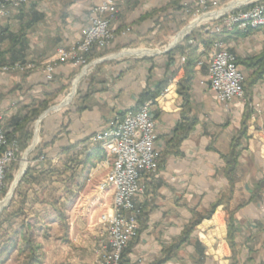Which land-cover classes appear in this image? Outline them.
<instances>
[{
    "label": "crops",
    "instance_id": "obj_1",
    "mask_svg": "<svg viewBox=\"0 0 264 264\" xmlns=\"http://www.w3.org/2000/svg\"><path fill=\"white\" fill-rule=\"evenodd\" d=\"M174 1L116 0L120 13L118 21L113 23L114 39L105 49H92L91 65L94 68L91 72L83 76L82 70L77 75L80 68L58 63L52 80L47 79L39 68L56 56L60 46H72L83 40L91 24L92 10L102 0H30L27 5L14 9L9 17L0 20V66L33 64L36 69L0 73L3 128L10 133L16 122L31 115L41 103L51 104L65 89L64 85L72 82L76 75L73 87L83 79L73 105L44 122L42 148L36 153L39 159L32 162L35 167H46L47 164L59 167L66 161V155H63L65 148L78 145L72 154H82L81 159H84L86 151L102 145L91 141L94 135L106 130L112 120L121 118L127 110L143 106L139 105V99L145 90L154 91L158 85L168 81L169 85L156 100L145 103H150V112L157 123L156 146L162 159L160 157L157 174L143 177L145 193L134 199L137 207H146L147 218L142 219V224L139 221L142 229L128 255V264H154L181 238L193 211L204 213L228 190L229 181L224 174L225 157L232 151V141L239 134L248 107L251 117L247 122V137L237 149L240 153L237 184L230 210H235L239 264H264V78L251 92L250 103L259 105L261 110L255 113L247 100L221 102L207 82V64L198 65L192 82L190 111L198 124L181 147L183 155L165 157L167 142L182 114L183 99L177 91L178 83L185 75L184 68L178 66L182 53H169L178 44L172 49L169 45L166 50H155L154 53L145 50L147 53H139L142 56L121 58L132 42L136 47L162 48L172 38V33L184 31L196 0H180L181 6L186 4L183 10L178 9ZM229 1L232 0H219V4L225 5ZM160 23L170 33L159 31ZM191 27L196 26L191 24ZM127 29L130 32L125 35ZM190 29L174 40L187 37L186 33L195 28ZM158 39L163 42L155 44ZM219 39L236 59L244 60L264 53V28L247 34L225 32ZM183 41L179 45L183 46ZM131 53L134 52L127 54ZM241 70L245 77L251 72L244 67ZM72 96L61 105L67 107ZM254 113L255 118L252 119ZM40 122L38 119L33 124V136ZM45 144L48 145L45 147ZM107 160L91 171L83 189L85 193L79 198L83 205L90 201L97 208L90 217L92 221L97 213L112 205V193L102 196L96 190L106 175ZM76 181L80 183L81 179ZM83 207H74L73 214H70L71 223L66 227L62 222L37 227L36 237L45 231L52 233L57 227L63 231L57 238L70 244V236L79 231L77 227L81 219L78 217L84 215ZM228 216L223 206L218 207L165 264H233L228 241ZM95 241L96 237L90 241L89 249H94ZM73 261L79 263L80 258L74 257Z\"/></svg>",
    "mask_w": 264,
    "mask_h": 264
},
{
    "label": "built area",
    "instance_id": "obj_2",
    "mask_svg": "<svg viewBox=\"0 0 264 264\" xmlns=\"http://www.w3.org/2000/svg\"><path fill=\"white\" fill-rule=\"evenodd\" d=\"M29 2L30 0H0V20L9 17L14 9ZM218 5L219 0L195 1V7L202 8L203 14L217 12L214 10ZM92 13L91 24L85 31L83 40L72 46H60L56 56L39 68L47 79H53L58 63L88 68L90 62L86 55L94 47L105 49L114 39L113 23L118 21L120 13L116 0H102L93 8ZM104 15L107 17H103ZM260 28H264V1L253 0L216 16L204 30L220 36L231 31L247 34ZM128 32L130 29L124 34ZM195 44L193 39L188 42V45ZM199 52L205 53V57L200 59L198 65L207 64V82L210 89L217 93L218 99L221 102L247 100L243 88L245 74L237 64L236 57L226 49L224 42L221 39L215 40L207 52L205 47L200 45ZM188 54L187 49L180 55V69L184 68ZM27 69H36V66L14 63L0 66V73L23 72ZM149 105L150 103H147L139 109L127 110L121 118L112 120L106 130L91 138L92 142L102 144L108 158L106 165L109 170L96 190L102 196L108 193L113 196L112 206L99 218V223L103 226L102 236L107 238L101 243L102 248L97 254L95 264H120L124 252L140 229V208L136 206L134 199L145 193L143 177L158 173L161 157V151L156 146L157 123ZM249 105L255 113L261 112L259 105ZM255 113L252 119L255 118ZM18 157V141L14 139L11 143L8 142L0 115V188H5L6 169L17 162Z\"/></svg>",
    "mask_w": 264,
    "mask_h": 264
},
{
    "label": "trees",
    "instance_id": "obj_3",
    "mask_svg": "<svg viewBox=\"0 0 264 264\" xmlns=\"http://www.w3.org/2000/svg\"><path fill=\"white\" fill-rule=\"evenodd\" d=\"M264 1V0H263ZM180 0H175L173 4L180 10L186 9L184 6L180 5ZM204 10L199 7H195L190 10L189 16H193L195 14H201ZM184 25V24H183ZM181 25L180 28L183 26ZM159 31L164 33H170V30L162 23L158 25ZM195 40V45H188L189 40ZM219 39V35L206 32L204 28H195L183 41V46L178 45L169 53H173L176 51H181L183 54L185 50H189V54L187 55V61L184 65L185 75L179 81L177 91L179 95L183 99L182 104V114L181 119L175 129L172 132L171 139L167 142L166 150L163 156L173 155L175 157H181L183 152L181 147L183 143L189 138L191 132L198 124V120L195 117L190 115L191 111V90H192V82L195 77L196 68L200 59L205 55V53L199 52V46L202 45L205 47L206 52L211 49L215 40ZM163 42L162 40L155 41V44ZM130 47L135 46V43L132 42L129 44ZM88 62H91L93 59L92 51L86 55ZM237 64L240 68L244 67L247 70H251L250 74L246 77L243 82V88L245 91L246 99L248 103H250L251 92L255 85H257L264 78V53L255 56L253 58H248L244 60L237 59ZM168 81L161 83L158 85L154 91L149 89L145 90L143 94L140 96L139 105H143L148 101H154L158 98L163 91L168 86ZM247 103V104H248ZM50 108L49 102H43L39 105V107L31 114L25 116L23 119L19 120L15 123L14 129L10 133H6L8 142L11 143L12 140L16 139L19 144V154L24 153L27 148L30 146V143L33 138V124L39 119V117ZM247 113L245 115L244 121L242 123V127L239 131V134L233 139L231 148V153L225 157L226 167L224 169L225 177L229 181V188L226 192L222 193L219 198L210 205V207L204 213H200L196 210L193 211V217L189 221V223L185 226L181 238L174 243L172 246L167 248L164 251V256L154 264H165L167 263L180 249L186 244L193 235L196 228L205 220L210 219L212 215L215 213L218 207L223 206L225 211L228 212V241L233 253V264H239V250L238 245L235 242L236 232H235V210H230V203L233 199V195L235 192L236 184H237V171L239 164V156L240 153L237 149L241 145V141L247 137V122L251 117V112L247 107ZM52 143V142H51ZM48 144H45V147ZM42 143L36 147L35 153L42 147ZM78 147V145H73L71 147L65 148L63 150V155H66V161L63 163L62 171H59L58 176L65 180V186H63V190H65V198L68 203L72 202L71 198H74L78 195L79 192L83 191L85 187V183L88 179L89 174L92 170L97 168L98 164L102 163L107 158L106 150L102 147V145L93 146L90 150L86 151L87 154L84 156V159H81L82 154H72V152ZM39 156H36L38 159ZM162 159V155H161ZM159 159V161L161 160ZM82 166V168H80ZM16 164H11L5 172V188H0V198H4L7 190L9 188L10 182L14 178V171L16 170ZM57 167L49 166L48 170H37L35 166L30 165L27 168L25 175L21 178L18 183L14 196L9 202L8 206L4 208L2 217L0 219V264H4L5 260L4 256H9V254L17 251L20 255L25 256L24 264H43L44 262V254H43V245L40 242H37L36 232L38 228L25 219L26 211L28 209L30 191L33 188V185L38 183L40 184V175L42 174H51L56 173ZM60 169V168H59ZM79 170V171H78ZM79 173V174H78ZM81 179V182L78 183L76 179ZM68 183V184H67ZM77 186V189L74 188ZM67 195V196H66ZM41 203H49L52 206L54 211H58V218L66 227L65 223L67 220V216L65 212L59 207L58 199L54 202H50V200H36ZM19 202V203H18ZM146 207L140 208V216L139 221L141 224L143 223L142 219L147 218ZM23 217L22 222L19 227L14 229L11 234L8 232H4L3 226L5 223L9 221H13L16 219H20ZM142 229V228H141ZM141 229L137 232L136 237L130 243L129 247L123 254L122 260L120 264H128V255L131 252L132 247L134 246L135 241L138 239ZM46 238L50 237V234H45ZM4 241V242H3Z\"/></svg>",
    "mask_w": 264,
    "mask_h": 264
},
{
    "label": "rangeland",
    "instance_id": "obj_4",
    "mask_svg": "<svg viewBox=\"0 0 264 264\" xmlns=\"http://www.w3.org/2000/svg\"><path fill=\"white\" fill-rule=\"evenodd\" d=\"M238 1L242 2L241 4H244V3L251 2L253 0H238ZM233 2H236V1H233V0L229 1L228 4H225V5L219 4L218 8H216V10H214V11L219 12L222 9L228 7ZM210 13H214V12H210ZM202 15H204V14L201 13V14H195V15L191 16L188 20V24L186 25V27L190 26L196 18H198L199 16H202ZM213 19L212 18L208 19L207 21L201 23L200 25H198L194 28H201V27L204 28L206 25H209ZM189 28H186L179 35L184 34V32L186 30H189ZM178 33H179V30L172 33V38L162 48L151 47L148 45L138 46V47H136V46L129 47L128 46L127 48H125L124 51L121 50L119 53H122V51L124 53L134 52L133 54L132 53L131 54L126 53L125 56L121 57V58L126 59L128 57H132V56H136V55L142 56V54H139L137 51L147 50V51H150V53H152V52L154 53L155 50H160V49L166 50L169 47V45H171L170 43H172V41L178 37V35H177ZM190 33L189 32H188V34L186 33L187 36ZM185 37L186 36L182 37L181 40H178V42L181 41L180 43H182V39H184ZM178 45H179V43H178ZM148 55H150V54H148ZM148 55H146V56H148ZM92 62L93 61L90 62V66L86 69L85 74L83 76H86L87 73L91 72V70L94 68V66L91 65ZM78 68H80V69H79V72L77 73V75H79L82 72L84 67H78ZM77 75L72 79V82L68 83L67 85H64L65 89L61 92L60 96H58L56 99L53 100V102L50 104L49 109L60 106L66 98H68L71 94H73V96H72L69 104L67 105V107L64 106V107L59 108L57 110H51L46 115V117L37 125L36 130H35V135L33 136V139H32L30 146L32 145V143L36 137V133H38L39 139H38L37 144L35 145V148L29 153L26 160L24 159V154L26 151L24 153H22L21 155L19 154L18 161L14 163L17 166L16 170L14 171V178L9 184V188L7 190L5 197L0 198V202L2 200L6 199L8 194L10 193V190H11V187L14 183V180L19 175V173L21 171L22 163L23 162L26 163L25 169L27 171V168L30 165H32V162L36 161L37 155L35 153V149L42 142L41 137H42V130H43L44 122L46 120H50L52 116H56L57 114L63 112L65 109L69 108L71 105H73L74 101L78 97V95L80 93V88H81L83 79H81L76 84V86L73 87V81L77 77ZM43 159L44 158H42L41 160H43ZM49 166L50 165L47 164L46 167H36V168H37V170H41V171L46 170L47 171ZM62 166H63L62 164H59V167H57L56 170L52 169V170L56 171L55 174L51 173V174L40 175V177H39L40 178V184L36 183L33 185V188L30 191V197H29L30 199H29L28 209L26 211V216H25L26 218L25 219H27L28 221L33 223L36 227H39V226H41V227L46 226L47 227L48 224H52V226H53V224H55V223H58V224L61 223V221L58 218V211H54V209H52L51 204L41 203L39 201H36L37 199L38 200H41V199L50 200V202H54L58 199L59 207L65 212V214H67L66 215L67 220L65 223L66 226H67V223H68V225L71 223L70 214H73L74 207L80 208L81 206H84L83 210H82V212L85 210L84 215L80 214L78 217L79 219H81L79 222V227H77V229L79 231H74V235L70 236V238H69L70 239L69 243L70 244L72 243L71 246H70V244H68V242L61 241L60 239L57 238V237H59L58 234L63 233V231L57 227L55 228L54 231H52V233L45 231L43 234L41 233V235H39V238H37V237L36 238H37V242H40L43 245V254H44L43 264H81V263L82 264H95L96 259H97V254L102 248L101 243H102V241L106 240V238H107L106 236L105 237L102 236L103 226L99 223V218H100V215L102 213H104L106 210H108L112 205L108 208L105 207L100 213H97V215H95V217H94V220L92 221L90 217H91V215H93L97 211V208L94 205H92L90 201H88L86 203V205H83V203H82L83 200L79 201L81 194H83L85 192H83V191L79 192L76 197L71 198L72 200L73 199L74 200L72 202L68 203L66 201V198H65V190H63V186L66 185L65 180L62 178H59L60 176H58L59 171H62V169H63ZM108 170L109 169L107 167V172H108ZM107 172H106V174H107ZM74 188L76 190L77 186L75 187V185H74ZM13 196H14V194H13ZM8 204H7V206H8ZM75 204H77V205L75 206ZM112 204H113V198H112ZM6 207H4V208H6ZM3 210L0 213V219L3 218L2 217ZM82 219H83V221H82ZM22 220H23V217L20 219H16V220L9 221V222L5 223V225L3 226L4 232L9 231V234H11L14 229L19 227ZM74 226L76 227V223ZM46 233L50 234L49 238L45 237ZM94 236L96 237V241H95L96 246H94V249L93 248L89 249L90 248L89 245L91 243L90 241H94V238H95ZM81 242H83V243H81ZM44 245H45V248H44ZM74 257L80 258V261H78L79 263H76L73 261ZM3 259L5 260L4 264H24L25 263V256L20 255L17 251H14L13 253L9 254V256L8 255L4 256ZM81 260H83V261H81ZM86 260H88V261H86ZM84 261H86V263H83Z\"/></svg>",
    "mask_w": 264,
    "mask_h": 264
},
{
    "label": "bare ground",
    "instance_id": "obj_5",
    "mask_svg": "<svg viewBox=\"0 0 264 264\" xmlns=\"http://www.w3.org/2000/svg\"><path fill=\"white\" fill-rule=\"evenodd\" d=\"M238 4H239V2H234V3L230 4L228 7L222 9V10L219 11V12L207 13V14H204V15H202V16H199L198 18H196V19L193 21L192 24H193L194 26L200 25L201 23L207 21L208 19L215 18L216 16L222 14L223 12H226V11H227L228 9H230V8H235V7H237ZM190 28L193 29L194 27H191V25H190ZM178 36H179V35H178ZM173 42H174V43H175V42H178V40H175V41H173ZM137 52H138V53H147V51H145V50H143V51H137ZM61 106H62V105H61ZM62 107H63V106H62ZM59 108H60V107H58L57 109H59ZM36 134H37V135H36V138H35V144H37L38 139H39V137H38V136H39L38 133H36ZM25 164H26L25 162L22 163V166H21L22 168H21V171H20L18 177H21L22 174H23V172L25 171V168H26V165H25ZM7 203H8V198H6V199H4V200H2V201L0 202V213L2 212V210L4 209V207L7 205Z\"/></svg>",
    "mask_w": 264,
    "mask_h": 264
},
{
    "label": "water",
    "instance_id": "obj_6",
    "mask_svg": "<svg viewBox=\"0 0 264 264\" xmlns=\"http://www.w3.org/2000/svg\"><path fill=\"white\" fill-rule=\"evenodd\" d=\"M190 26H187L186 28H189ZM185 28V29H186ZM184 29V30H185ZM192 30V29H191ZM183 32V31H182ZM179 35V34H178ZM179 42H173V44H171L170 45V48L169 49H172L173 47H175L177 44H178ZM94 64V63H93ZM86 69L87 68H84L83 69V73H85V71H86ZM58 107H60V108H62V106L60 105V106H58ZM58 107H55V108H51V109H49V110H47L43 115H41L40 116V118H39V122L51 111V110H57V108ZM35 139H34V141H33V143H32V145L26 150V152H25V154H24V159L26 160V158H27V156L29 155V153L35 148ZM25 173H26V169H25V171L23 172V174H22V176L21 177H16L15 178V180H14V183H13V185H12V187H11V190H10V193L8 194V196H7V198H8V203L11 201V199H12V197H13V194H14V191H15V189H16V187H17V185H18V183L20 182V180H21V178L25 175ZM7 203V204H8ZM7 206V205H6ZM5 206V207H6Z\"/></svg>",
    "mask_w": 264,
    "mask_h": 264
}]
</instances>
